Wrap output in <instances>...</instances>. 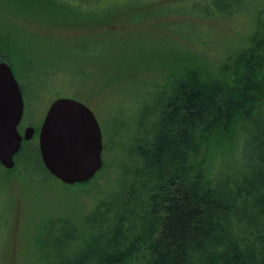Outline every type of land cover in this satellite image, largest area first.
<instances>
[{
	"label": "trees",
	"instance_id": "trees-1",
	"mask_svg": "<svg viewBox=\"0 0 264 264\" xmlns=\"http://www.w3.org/2000/svg\"><path fill=\"white\" fill-rule=\"evenodd\" d=\"M249 1L212 0V8L195 4L145 14L125 0L94 7L71 0H0V60L11 66L20 58L45 76L41 63L59 67L54 54L77 57L73 47H52L56 39L84 40L77 45L88 50L95 48V32L108 34L123 23L136 28L176 13L248 16L239 41L222 53L210 47L214 58L209 48H178L167 35L130 29L149 34L150 41L138 46L158 43L150 57H164L176 70L151 83L161 89L145 92L154 97L149 107L124 110L125 150L115 153L112 141L108 148L104 141L101 169L68 185L83 195L51 201L50 215L35 225L18 264H264V0L251 8ZM179 24L157 26H171L172 34L194 43L197 35L174 29ZM47 29L81 33L59 38L42 32ZM106 152L114 160L106 162ZM14 158L13 168L0 165L10 177L18 169L53 177L32 140L23 141Z\"/></svg>",
	"mask_w": 264,
	"mask_h": 264
},
{
	"label": "rangeland",
	"instance_id": "rangeland-1",
	"mask_svg": "<svg viewBox=\"0 0 264 264\" xmlns=\"http://www.w3.org/2000/svg\"><path fill=\"white\" fill-rule=\"evenodd\" d=\"M71 1H80L85 7H94L103 6L110 0ZM125 1L129 5L138 6L139 9L145 10V14L147 11L166 10L167 8L179 9L181 7L190 10L195 4H199L200 7L207 5L212 8V0ZM251 1L259 4L263 2V0ZM250 3V1L246 2L249 8H251ZM246 18L248 16L234 15L227 18L202 19L176 13L161 18V20L150 19L145 23L142 22L136 28L128 23H123L116 25L119 30L108 34L95 32L93 35L95 48L89 47L88 50L77 45L84 44V40L73 37L81 33V29L71 31L42 30L46 34L59 38L72 36L73 38L65 42L60 39H56L55 42L51 41L52 47L64 45L68 48L67 51L73 47L72 51L77 57L70 61L64 60L65 57L63 56H55L54 54V60L59 67L54 65L42 66L41 63L42 69L40 70L46 69L47 76L44 73L31 72V65L20 58H16L15 62L11 63L19 86L23 87L24 112L19 130L22 133L25 126L32 125L36 133L30 140L37 143V132L50 103L57 97L68 96L83 102L93 111L101 128L103 145L105 141L108 148V141H112L113 152L124 151L126 147L124 137L120 136L125 134L124 128L126 127L124 124H127V121L121 119L125 113L124 110H136L135 112H137L140 108L149 107L153 103L154 97L145 95V92L161 89L160 86H152L151 83L155 80L158 84L161 76H167L176 70V65L169 60L164 61V57L159 60L150 57L151 53L158 48V43L152 42L143 47L141 43L140 47L138 46L139 42L150 41L151 39V36L143 31L148 30L157 36H169L173 40L172 43L178 48H189L191 51L193 46L209 48L211 50L207 54L214 58L215 52L213 53L210 47H215L217 48L216 52L221 51L220 53H222L230 44L239 41L245 34L246 24L244 25V21ZM158 22L182 23L175 25L174 29L177 28L190 37L192 35L199 37L196 36L193 43L176 33L172 34L170 32L171 26H167L169 30H161L162 28L157 26ZM193 26L195 29L192 28ZM133 28L143 29V31L132 34L130 29ZM133 40L136 42L135 44H133ZM127 54L133 55L128 58L125 57ZM115 76L119 78L114 80ZM136 90L141 92H136ZM122 105L124 106L121 107ZM113 107L121 108H118L117 112L115 110L110 111V108ZM114 116L119 118L113 120ZM30 146L31 143L25 144L27 148ZM107 155L108 152L105 155L106 162L114 160ZM3 168L0 167V264H18L21 252L29 251L28 239L35 225L42 216L50 215L49 206L53 203L51 201H55V203L72 201L76 198L75 196H82L83 191L76 186L64 185L53 177L45 176V174L36 173L32 175L29 171L22 169H18L10 177ZM8 177L10 179L5 181ZM102 183L103 180L101 179L100 184Z\"/></svg>",
	"mask_w": 264,
	"mask_h": 264
},
{
	"label": "water",
	"instance_id": "water-1",
	"mask_svg": "<svg viewBox=\"0 0 264 264\" xmlns=\"http://www.w3.org/2000/svg\"><path fill=\"white\" fill-rule=\"evenodd\" d=\"M24 99L10 65L0 60V165L14 166V155L22 141L30 140L35 128L18 125ZM38 150L47 171L60 182L71 185L90 180L102 166V132L93 111L68 96L49 105L38 131Z\"/></svg>",
	"mask_w": 264,
	"mask_h": 264
},
{
	"label": "bare ground",
	"instance_id": "bare-ground-1",
	"mask_svg": "<svg viewBox=\"0 0 264 264\" xmlns=\"http://www.w3.org/2000/svg\"><path fill=\"white\" fill-rule=\"evenodd\" d=\"M11 67V66H10ZM12 69V68H11ZM13 71V70H12ZM16 78V77H15ZM20 87V86H19ZM23 112H24V110H23ZM18 127H19V125H18ZM39 131V130H38ZM35 133H36V130H35ZM34 133V134H35ZM34 136V135H33ZM37 139H38V132H37ZM29 141V140H28ZM23 142V141H22ZM102 144H103V140H102ZM22 145V144H21ZM21 148V147H20ZM102 151H103V147H102ZM16 155V154H15ZM15 155H14V157H15ZM101 156H102V153H101ZM15 164V163H14ZM102 164H103V159H102ZM14 167V166H13ZM12 167V168H13ZM102 167V166H101ZM101 169V168H100ZM99 169V170H100ZM47 170V169H46ZM98 172V171H97ZM54 177V176H53ZM55 178V177H54ZM86 182V181H85ZM75 184H79V183H75ZM71 185H73V184H71Z\"/></svg>",
	"mask_w": 264,
	"mask_h": 264
},
{
	"label": "flooded vegetation",
	"instance_id": "flooded-vegetation-1",
	"mask_svg": "<svg viewBox=\"0 0 264 264\" xmlns=\"http://www.w3.org/2000/svg\"><path fill=\"white\" fill-rule=\"evenodd\" d=\"M20 124V123H19ZM18 129H20V126L18 127ZM20 131V130H19Z\"/></svg>",
	"mask_w": 264,
	"mask_h": 264
}]
</instances>
